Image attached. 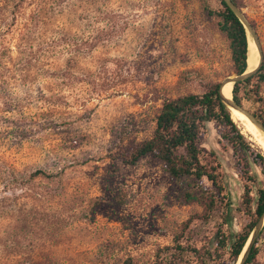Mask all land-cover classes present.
<instances>
[{"label": "rangeland", "instance_id": "obj_1", "mask_svg": "<svg viewBox=\"0 0 264 264\" xmlns=\"http://www.w3.org/2000/svg\"><path fill=\"white\" fill-rule=\"evenodd\" d=\"M237 2L264 62V0ZM218 10L219 0H0V264H232L227 241L249 222L243 186L252 206L264 181L256 145L243 136L242 151L213 121L200 130L228 202L206 220L179 199L190 179L171 180L150 157H109L150 136L161 99L232 76L207 13ZM83 43L95 47L75 52ZM241 106L264 119V83ZM36 170L50 177L30 178ZM175 242L194 256L176 260Z\"/></svg>", "mask_w": 264, "mask_h": 264}, {"label": "trees", "instance_id": "obj_2", "mask_svg": "<svg viewBox=\"0 0 264 264\" xmlns=\"http://www.w3.org/2000/svg\"><path fill=\"white\" fill-rule=\"evenodd\" d=\"M237 8H240L237 0H230ZM220 10L207 11L209 15L217 18V29L226 40V48L229 59V75H241L247 69L248 39L238 19L229 8L219 0ZM206 10V8H205ZM95 45L78 44L74 46L75 52H89ZM73 59L64 62L66 68L76 65ZM264 83V62L261 60L257 69L246 78L232 84L231 97L235 104L242 103L255 105L260 101V87ZM219 82L203 83L198 94H184L175 98H163L154 116L153 129L148 138L135 144H128L111 154L109 157L118 160L122 165L133 166L139 160L150 157L160 164L161 170L173 181L190 179L188 191L179 195L184 204L200 206L203 209L201 219L207 217L217 207H227L228 202L223 203L225 196L224 181L219 175L218 163L212 154L203 155L199 144V134L203 126L208 122H216L232 131V139L239 145L242 151L248 149L243 143V136L233 124L228 109L221 103L218 96ZM251 114L264 128V119L255 111ZM231 119V120H230ZM233 122V123H232ZM252 163H256L264 178V157L259 153L253 154ZM30 178H49L47 174L36 170L29 174ZM248 176L246 180H250ZM205 181L214 194L204 190L200 181ZM189 185V184H188ZM194 185V189H190ZM244 188V205L248 209L249 222L239 231L229 237L228 253L232 264H236L238 257L245 246L256 223L264 213V181L262 186L254 190L252 206L248 197V188ZM264 244V225L253 239L245 258L241 264H254L258 255L257 241ZM176 260L182 262L187 254H195V250H187L175 242L173 248ZM194 256V255H193ZM203 262L204 258L199 257ZM122 264H132L126 259Z\"/></svg>", "mask_w": 264, "mask_h": 264}, {"label": "bare ground", "instance_id": "obj_3", "mask_svg": "<svg viewBox=\"0 0 264 264\" xmlns=\"http://www.w3.org/2000/svg\"><path fill=\"white\" fill-rule=\"evenodd\" d=\"M257 61H258L257 50H256L254 44L251 42V40H248L246 72H249L253 68H255V66L257 65ZM231 87H232L231 83H227L222 90L221 94L226 99H230ZM228 111H229V114H230L232 121L234 122V124L238 128L241 135L244 136L251 143L256 145L261 150V153L264 155V135L242 113H240L236 110H233V109H230ZM258 225L259 226L264 225V213H263L262 217L259 219ZM251 236H252V234H250L245 246L243 247L236 264H240L241 261L243 260V256H244L245 252L247 251V248L250 244L249 242L251 240Z\"/></svg>", "mask_w": 264, "mask_h": 264}, {"label": "water", "instance_id": "obj_4", "mask_svg": "<svg viewBox=\"0 0 264 264\" xmlns=\"http://www.w3.org/2000/svg\"><path fill=\"white\" fill-rule=\"evenodd\" d=\"M228 8L229 10L235 15V17L238 19V21L240 22V24L242 25V27L244 28V30L247 32H249V34L251 35L252 39H253V42L255 44V46L258 48V51L260 50L259 49V44H258V41H257V38H256V35L253 31V29L251 28V26L248 24V22L246 21V19L244 18L242 12L230 1V0H221ZM261 61V54L259 53V60L257 62V65L255 66V68H253L251 71L249 72H246V69L245 71L239 75V76H236V75H232L231 77H226L224 78L223 80H221L219 82V89H218V96H219V99L221 101V103L228 109H233V110H236L240 113H242L244 116L247 117V119L264 135V128H263V125L257 120L255 119V117L246 109H244L242 106H239L237 104H235V102L232 100V97L230 96V99H226L225 97H223V95L221 94L222 93V90L224 88V86L227 84V83H231L234 84L235 82L237 81H240L244 78H246L249 74H251L253 71H255L259 65ZM232 89V87H231ZM231 120V119H230ZM233 123V122H232ZM234 124V123H233ZM262 227L258 225V222L256 223V225L254 226L253 230H252V236H251V240H250V244L248 246V248L250 247L253 239L256 237L257 233L259 232L260 228ZM248 248H247V251H248ZM247 251L245 252L244 256H243V259L245 258L246 256V253ZM243 261V260H242ZM241 261V263H242ZM240 263V264H241Z\"/></svg>", "mask_w": 264, "mask_h": 264}]
</instances>
